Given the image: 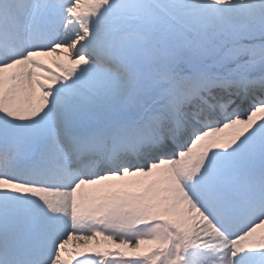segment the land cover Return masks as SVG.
<instances>
[{
	"label": "snow or ice",
	"instance_id": "1",
	"mask_svg": "<svg viewBox=\"0 0 264 264\" xmlns=\"http://www.w3.org/2000/svg\"><path fill=\"white\" fill-rule=\"evenodd\" d=\"M0 264H264V0H0Z\"/></svg>",
	"mask_w": 264,
	"mask_h": 264
}]
</instances>
